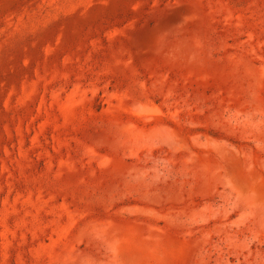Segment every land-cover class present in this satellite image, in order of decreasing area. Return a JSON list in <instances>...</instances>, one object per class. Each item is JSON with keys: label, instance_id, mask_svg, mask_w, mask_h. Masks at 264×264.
I'll list each match as a JSON object with an SVG mask.
<instances>
[{"label": "rangeland", "instance_id": "1", "mask_svg": "<svg viewBox=\"0 0 264 264\" xmlns=\"http://www.w3.org/2000/svg\"><path fill=\"white\" fill-rule=\"evenodd\" d=\"M0 264H264V0H0Z\"/></svg>", "mask_w": 264, "mask_h": 264}]
</instances>
